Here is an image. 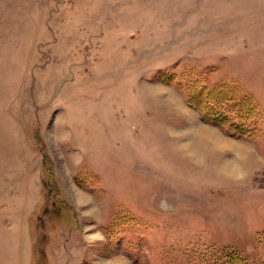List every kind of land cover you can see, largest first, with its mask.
I'll return each mask as SVG.
<instances>
[{
    "label": "rangeland",
    "instance_id": "obj_1",
    "mask_svg": "<svg viewBox=\"0 0 264 264\" xmlns=\"http://www.w3.org/2000/svg\"><path fill=\"white\" fill-rule=\"evenodd\" d=\"M231 252L264 264V0H0V264Z\"/></svg>",
    "mask_w": 264,
    "mask_h": 264
},
{
    "label": "trees",
    "instance_id": "obj_2",
    "mask_svg": "<svg viewBox=\"0 0 264 264\" xmlns=\"http://www.w3.org/2000/svg\"><path fill=\"white\" fill-rule=\"evenodd\" d=\"M219 89V90H218ZM201 92H193L191 97L188 98V102L191 106L196 107L201 114L202 120L207 121L208 123L215 124L224 128L223 121L226 115H231V105L234 103V99L229 95L225 94L223 90L220 88H209V90L200 89ZM234 94V91L231 92ZM202 98L200 103L197 99ZM233 102V103H232ZM227 112H221L219 109L225 108ZM237 108L239 109L238 114L239 118H243L246 120L253 113L252 103L248 100H237ZM230 110V111H228ZM234 125V127H232ZM232 126L230 125V134L235 137H242V133L237 129L239 128V124L234 123ZM232 128L237 129L238 131H232ZM229 130V129H228ZM228 264H251L246 261L242 256L237 254L236 252H231L228 255H225Z\"/></svg>",
    "mask_w": 264,
    "mask_h": 264
}]
</instances>
